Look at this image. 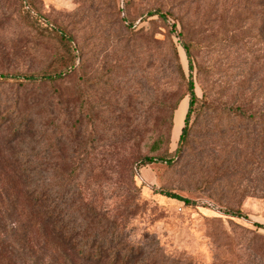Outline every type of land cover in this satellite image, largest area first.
<instances>
[{"label":"rangeland","instance_id":"1","mask_svg":"<svg viewBox=\"0 0 264 264\" xmlns=\"http://www.w3.org/2000/svg\"><path fill=\"white\" fill-rule=\"evenodd\" d=\"M155 9L166 20L147 18ZM56 31L89 58L86 76L74 70L24 89L0 80V167L45 169L49 211L55 196L64 204L72 199L75 217L105 220L99 231L159 247L161 257L152 264H264V196L243 191L244 178L234 171L256 166L253 117L264 108V0H0V75L56 71L65 55ZM129 37L172 40L185 80L172 75L156 83L153 60L159 55L150 53L149 66L148 53L130 46ZM181 41L190 48L199 107L211 119L191 116L187 146L174 154L185 97L166 144L150 152L157 133L165 134L177 89L186 94ZM20 120L30 124L29 136L19 142L14 129ZM235 135L245 144L236 161L229 154ZM202 141L212 143L213 155L193 164L189 150ZM159 155L175 158L141 163ZM2 235L12 251L13 237L0 228ZM0 264L15 261L0 255Z\"/></svg>","mask_w":264,"mask_h":264},{"label":"trees","instance_id":"2","mask_svg":"<svg viewBox=\"0 0 264 264\" xmlns=\"http://www.w3.org/2000/svg\"><path fill=\"white\" fill-rule=\"evenodd\" d=\"M153 16L166 20V13H162L159 9L147 12V18ZM171 28L172 30L175 29L174 23ZM56 33L62 36L60 40L65 49V55L59 58V67L56 71L53 73L43 72L36 75H0V80L9 79L15 81L18 83L19 88L24 89L25 84L44 85L57 82L67 77L74 70H81L83 76H86L85 71L87 70L89 58H86L80 47H76L70 37H66L57 31ZM178 35L181 39L182 33L179 32ZM129 38L130 46L142 47L148 53L149 66L152 65V55H159L153 60L157 63L155 70L157 72L156 83L172 75L178 81L185 80L176 46L172 40L167 42L160 41L155 37ZM72 44H74L75 48H72ZM180 47L183 49L188 62L189 76L185 84L186 94H181L179 89H177L173 104L166 111L168 126L165 134L162 132L157 133L150 147V152H156L162 144H166V137L172 128L174 113L185 97L188 98V102L182 119V126H180L178 133L177 147L174 154H179L187 146L191 116L199 112V117L204 121L209 122L211 119L209 111L199 107L202 104V100L194 92L190 48L183 41H181ZM165 50L172 62L170 67L164 66L166 60L163 52ZM150 53L153 54L151 55ZM86 98H88V95ZM162 103L163 101L160 102V105ZM237 110L239 115L245 116V111ZM255 114V117H253L256 125L254 130L255 149L252 154L256 158V166L249 164L250 168L247 170L240 168V170L234 169V171L241 178H244L243 187H241L243 191L252 195L259 194L264 196V108L259 109ZM86 115L88 116L89 114L86 113ZM252 116L251 114V118ZM29 124L20 120L14 129V133L17 134V141L20 142L29 136ZM208 126L209 124L205 126L207 130L205 135H208ZM235 137L230 141L231 150L229 152L234 160L238 156L242 157L244 153L241 150L243 149L242 145L245 146L243 139L238 135H235ZM210 145L212 143L202 141L195 148H190L189 158L191 162L199 165L210 162L209 159L214 151L213 148L209 149ZM247 156L243 158L244 162H246ZM20 158L25 159L26 156L18 155L17 160H20ZM173 158H175V155L170 158L164 155L157 157L144 156L141 159V163L162 162L168 164L172 162ZM233 164H235L234 161ZM45 172V169L41 167H27L25 164L16 165L13 163L0 167V228L3 233L6 231L10 233L15 245V248L11 247L12 251H7L9 248L8 237H5V235L0 237V255L4 261L10 255L15 264H152L153 262H158L157 258L161 257L159 247H150L145 243L131 245L130 242H125L128 237L123 233L109 234L106 228L99 231L102 225L104 228L105 220L103 222L100 219L96 222L93 219L88 221V215H80L79 218L75 217V214L71 211L74 203L72 199L69 204H64L60 202L61 198L55 196L56 204L49 211ZM244 174L246 177H244ZM160 194L166 198L183 202L185 205L189 204L187 199H182L172 193L160 192ZM59 203L64 206L59 208ZM100 214L97 213L93 217H99ZM48 234H50V238L47 237Z\"/></svg>","mask_w":264,"mask_h":264}]
</instances>
